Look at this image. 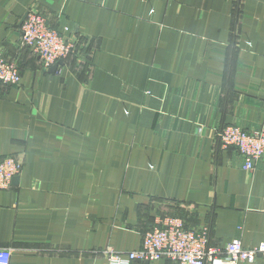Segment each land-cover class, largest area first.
<instances>
[{"label":"crops","instance_id":"1","mask_svg":"<svg viewBox=\"0 0 264 264\" xmlns=\"http://www.w3.org/2000/svg\"><path fill=\"white\" fill-rule=\"evenodd\" d=\"M32 10L76 43L54 75L19 44ZM0 52L21 74L0 84V156L23 158L0 190L10 264H106L164 217L264 242V158L219 140L264 129V0H0Z\"/></svg>","mask_w":264,"mask_h":264},{"label":"built area","instance_id":"2","mask_svg":"<svg viewBox=\"0 0 264 264\" xmlns=\"http://www.w3.org/2000/svg\"><path fill=\"white\" fill-rule=\"evenodd\" d=\"M19 27V44L37 56L45 70L58 61H65L76 51V43L52 28L46 18L37 11L27 12ZM67 30V29H65ZM61 66H58L57 71ZM21 74L15 62L0 52V84L18 86ZM223 148L232 147L244 159L246 170H254L256 163L264 158V129L248 132L239 127L226 126L219 132ZM23 158L0 156V190L8 189L22 171ZM106 264H131L134 261L154 262L161 259L180 264H253L264 258V242L244 247L239 241H231L222 247L209 245L206 227L192 229L177 217H164L157 225L144 233L138 251L117 253L112 248L104 251ZM11 251L0 248V264H10Z\"/></svg>","mask_w":264,"mask_h":264},{"label":"water","instance_id":"3","mask_svg":"<svg viewBox=\"0 0 264 264\" xmlns=\"http://www.w3.org/2000/svg\"><path fill=\"white\" fill-rule=\"evenodd\" d=\"M26 16H27V12L24 14V16L22 17V19L19 21V23H18V26H20L21 24H22V22L25 20V18H26ZM63 61H58L57 63H55L54 65H52L49 69H48V72L50 73V74H55L56 73V70H57V68H58V66H62L63 65ZM18 180V177H15L14 179H13V181H12V183L13 182H16ZM145 264H149V262H144Z\"/></svg>","mask_w":264,"mask_h":264},{"label":"rangeland","instance_id":"4","mask_svg":"<svg viewBox=\"0 0 264 264\" xmlns=\"http://www.w3.org/2000/svg\"><path fill=\"white\" fill-rule=\"evenodd\" d=\"M72 55V54H71ZM71 55L65 60L66 62H69L70 61V63H71V61H73L72 59L74 58L73 56L71 57ZM65 61H64V63H63V65H65ZM63 65L61 66V67H63ZM60 67V68H61Z\"/></svg>","mask_w":264,"mask_h":264},{"label":"trees","instance_id":"5","mask_svg":"<svg viewBox=\"0 0 264 264\" xmlns=\"http://www.w3.org/2000/svg\"><path fill=\"white\" fill-rule=\"evenodd\" d=\"M77 50V49H76Z\"/></svg>","mask_w":264,"mask_h":264}]
</instances>
